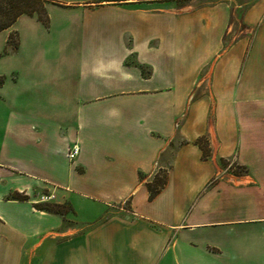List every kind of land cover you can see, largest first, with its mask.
<instances>
[{
    "label": "crops",
    "instance_id": "0c3cea01",
    "mask_svg": "<svg viewBox=\"0 0 264 264\" xmlns=\"http://www.w3.org/2000/svg\"><path fill=\"white\" fill-rule=\"evenodd\" d=\"M41 1L0 32V264H264V0Z\"/></svg>",
    "mask_w": 264,
    "mask_h": 264
},
{
    "label": "trees",
    "instance_id": "16d2710c",
    "mask_svg": "<svg viewBox=\"0 0 264 264\" xmlns=\"http://www.w3.org/2000/svg\"><path fill=\"white\" fill-rule=\"evenodd\" d=\"M33 14H37L43 24H46V11L44 3L41 0H0V32L10 28L20 16ZM14 35L16 39L17 35ZM11 40L12 36L10 35L7 40V45L16 47L17 39L15 43H12ZM197 143L201 146L204 156H206L207 149L205 148L204 140L199 139ZM165 182V174L159 173L151 182L146 184L149 192V200H152L160 192ZM35 208L39 211L52 214H65L64 206L57 204L39 203L35 205Z\"/></svg>",
    "mask_w": 264,
    "mask_h": 264
},
{
    "label": "rangeland",
    "instance_id": "374dc122",
    "mask_svg": "<svg viewBox=\"0 0 264 264\" xmlns=\"http://www.w3.org/2000/svg\"><path fill=\"white\" fill-rule=\"evenodd\" d=\"M11 36H12V40H11L12 43H15L16 39H17V38L15 39L16 36L13 33L11 34ZM3 37H4V34H2V35L0 34V41H1V39H3ZM229 168L231 170H233V172L236 173V174H244L246 172L242 167L236 166L235 164L229 166ZM74 200L75 201H73V203H74V205L77 207V209L79 211H80V209L84 210V209H87L89 207V205H88L89 202H87V201L85 202V201H82V200H80L78 198H75Z\"/></svg>",
    "mask_w": 264,
    "mask_h": 264
},
{
    "label": "built area",
    "instance_id": "2783aa9c",
    "mask_svg": "<svg viewBox=\"0 0 264 264\" xmlns=\"http://www.w3.org/2000/svg\"><path fill=\"white\" fill-rule=\"evenodd\" d=\"M80 152V148L77 144H73L70 146L69 150H68V154H67V158L69 161H74L76 159V157L79 155ZM49 197L44 198V201L49 200Z\"/></svg>",
    "mask_w": 264,
    "mask_h": 264
}]
</instances>
